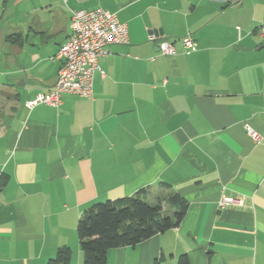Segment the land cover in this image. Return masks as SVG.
Segmentation results:
<instances>
[{
  "label": "crops",
  "instance_id": "0c3cea01",
  "mask_svg": "<svg viewBox=\"0 0 264 264\" xmlns=\"http://www.w3.org/2000/svg\"><path fill=\"white\" fill-rule=\"evenodd\" d=\"M97 7L129 40L99 59L92 95L26 107L54 86L72 11ZM263 28L264 0H0V264L65 247L82 264L84 209L140 189L179 194L185 214L106 264H264Z\"/></svg>",
  "mask_w": 264,
  "mask_h": 264
},
{
  "label": "trees",
  "instance_id": "16d2710c",
  "mask_svg": "<svg viewBox=\"0 0 264 264\" xmlns=\"http://www.w3.org/2000/svg\"><path fill=\"white\" fill-rule=\"evenodd\" d=\"M145 193V189H140L117 200L93 202L84 209L76 225L82 264H106L110 249L135 245L180 224L187 202L179 194L151 204ZM70 260L71 250L65 247L47 264H71ZM177 264H189L187 255H180Z\"/></svg>",
  "mask_w": 264,
  "mask_h": 264
},
{
  "label": "built area",
  "instance_id": "2783aa9c",
  "mask_svg": "<svg viewBox=\"0 0 264 264\" xmlns=\"http://www.w3.org/2000/svg\"><path fill=\"white\" fill-rule=\"evenodd\" d=\"M227 1L234 4L239 0ZM69 27L70 34L56 53L61 65L56 73L54 86L48 92L38 93L26 101V107L31 108L38 104L57 107L64 94L90 97L94 75H104L99 59L109 53V46L126 44L129 40L126 25L118 20L115 13L101 7L72 11ZM181 43L188 52L197 48V43L191 35L184 36ZM158 49L164 55L176 53L174 42L170 40L160 41ZM246 130L254 140L260 139V135L250 127H246ZM235 202V199L225 198L220 204Z\"/></svg>",
  "mask_w": 264,
  "mask_h": 264
},
{
  "label": "rangeland",
  "instance_id": "374dc122",
  "mask_svg": "<svg viewBox=\"0 0 264 264\" xmlns=\"http://www.w3.org/2000/svg\"><path fill=\"white\" fill-rule=\"evenodd\" d=\"M166 213H167L168 215L170 214L169 211H166ZM72 256H73V258L75 257V251H72Z\"/></svg>",
  "mask_w": 264,
  "mask_h": 264
}]
</instances>
